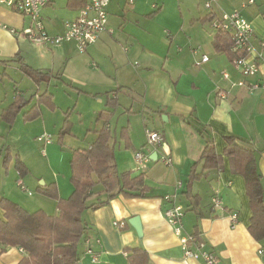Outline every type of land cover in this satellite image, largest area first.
<instances>
[{"label":"crops","instance_id":"1","mask_svg":"<svg viewBox=\"0 0 264 264\" xmlns=\"http://www.w3.org/2000/svg\"><path fill=\"white\" fill-rule=\"evenodd\" d=\"M78 1L82 0L66 3L74 15L58 12L56 0L41 10L51 35L62 33L64 22L78 15L81 7ZM248 1L220 0L213 10L217 15L240 11L251 21L254 49L245 56L258 62L259 71L249 77L243 76L235 66L236 58L231 60L226 53L215 49L217 31L206 19L210 11L205 8L204 0H185L182 20L168 25V31H163L157 22L162 5L155 4L154 8L152 4L153 10L148 12L144 0L133 3L110 0L106 30L84 53L79 52L75 41L40 44L0 28V84L9 77L10 67L19 70L17 63L4 65L2 60L18 54L34 68L62 75V80L52 78L40 85L28 78L36 87L29 86L30 92L18 86H14L12 93L0 90V198H9L30 212L44 210L49 215H58L57 201L38 190L54 184L60 197L68 198L74 190L70 179L72 152L90 148L98 131L108 122L109 145L117 172H131L133 177L143 174V185L148 190L146 197L119 195L105 205L83 211L82 219L90 230L79 247L81 264H129L127 250L134 247L147 251L148 264H199L201 260L185 255L179 236L163 214L167 204L162 198L167 194H176L177 202L186 209L184 231L192 234L197 230L206 247L219 257V264H264V238H255L249 230L253 212L246 180L232 170L225 140L234 137L241 146L254 150L264 200V88L249 89L251 84L264 83L261 47L264 0ZM0 21L24 29L31 19L0 6ZM204 55L209 57L208 61H203ZM240 82L245 85H239ZM43 85L53 94L55 109L40 104L41 114L25 120L23 113L30 107L27 104L12 122L2 117L3 111L19 98L17 95L34 104L36 98L32 97L46 91L41 92ZM60 85L77 96L76 105L65 113L55 100V87ZM69 95H72L70 91ZM79 102L91 104V120L88 115L86 119L88 106L81 103L79 107ZM74 109H79L80 120L87 122L81 133L65 129ZM107 110L108 120L107 116L100 118ZM147 128L161 132L164 144H149L145 139ZM123 129L130 143L123 138ZM113 131L119 139L116 140ZM36 133L37 137L56 133L57 139L53 135V143L49 145L35 143ZM208 139L213 140L218 154L223 156L221 169L204 170L203 161L198 162ZM7 148L12 159L5 168L2 158ZM138 151L149 155V160L137 161ZM164 154L172 157L171 165L161 162ZM17 157L28 169L25 178H20L15 168ZM197 162V171L203 174L191 187V194L197 196L194 200L199 203L194 210L190 206L192 195L187 197L184 190L191 167ZM19 180L26 189L18 185ZM179 182L181 188L177 187ZM215 194L222 208L213 207ZM107 196L104 187L98 185L88 201L105 200ZM232 213L238 214L237 224L231 221ZM3 214L0 209V217ZM134 216L140 217L142 237L129 223ZM115 222H125V226L118 227ZM25 255L18 247L0 243V264H18ZM94 256L97 260H93Z\"/></svg>","mask_w":264,"mask_h":264},{"label":"trees","instance_id":"2","mask_svg":"<svg viewBox=\"0 0 264 264\" xmlns=\"http://www.w3.org/2000/svg\"><path fill=\"white\" fill-rule=\"evenodd\" d=\"M69 0L68 4H71ZM81 7L86 0L78 1ZM80 7V8H81ZM215 15L209 13L206 17L212 20ZM215 49L226 53L231 60L237 58L238 52H232V39L228 33L217 32L214 40ZM4 65L17 63L19 70L34 84L50 82L52 78L62 80L61 74H53L51 71H43L27 64L19 54L12 59L2 60ZM1 77V76H0ZM66 82V81H64ZM73 86L71 83H67ZM17 95L14 103L8 106L2 117L13 121L19 111H22L27 104L28 110L23 113L25 120H31L41 114L40 104H45L55 109L53 94L46 90L41 94H35L34 104L32 101L23 100ZM31 99V100H32ZM110 115V111L102 112V116ZM108 122L98 131V137L90 148H77L72 152L70 161V179L74 190L68 198L59 195L56 185L41 187L38 192L57 201L58 215H49L44 210L30 212L15 201L2 197L0 198V209L3 210V217H0V243L4 246L18 247L26 255L18 264H81L79 247L90 230V226L82 219V213L86 209H96L108 203L112 198L122 195L125 197H146L147 186L143 185L144 176H132L131 172H117L114 165V154L109 145L111 138ZM63 133V131H61ZM122 136L130 143L125 129ZM226 154L231 161L232 170L244 176L247 184V192L251 201L253 216L249 230L257 238H264V200L261 175L256 168L254 150L241 146L234 137H226ZM127 143V144H128ZM129 145V144H128ZM1 159V156H0ZM11 151L7 148L2 166L8 167L11 161ZM203 161V169H221L223 156L218 154L212 139L206 141L198 162ZM197 163L191 167L188 176L187 189L184 194L188 197L191 194V187L194 181L202 177L203 173L197 171ZM15 168L20 178H25L28 169L21 158H16ZM102 185L108 196L105 200H97L89 203L88 199L93 189ZM190 206L196 210L198 206L197 196H191ZM196 243L204 242L199 232L192 233ZM205 243V242H204ZM129 264H148L149 254L141 247L128 249Z\"/></svg>","mask_w":264,"mask_h":264},{"label":"built area","instance_id":"3","mask_svg":"<svg viewBox=\"0 0 264 264\" xmlns=\"http://www.w3.org/2000/svg\"><path fill=\"white\" fill-rule=\"evenodd\" d=\"M53 0H0V6L8 7L22 16L31 19L30 25L24 29H17L13 26L0 21V28L7 30L13 35L24 36L35 43H48L59 45L65 41H75L79 52L87 51L89 45L95 43L101 33L106 30L108 23V5L110 0H86V3L79 9L78 15L64 22V31L57 35H51L44 24L41 17V10L49 5ZM127 3H133L134 0H124ZM220 0H204V6L207 10L215 15L210 21L211 25L217 32H225L231 36L232 50L242 54L235 59V66L240 70L243 76L249 77L256 75L259 71L257 61L250 60L245 54L250 55L254 47L252 43L254 29L251 21H249L240 11L223 12L219 15L214 13V7ZM249 0L248 3H253ZM157 6L154 5V8ZM264 55V41L261 44ZM261 54L259 56H261ZM203 61H208L209 57L204 55ZM228 77L227 74H224ZM239 85H245L240 82ZM264 88L263 82H257L249 85L250 91ZM148 143L154 146L164 144V136L161 132L146 129ZM37 141L49 145L53 143V135L44 133L37 137ZM135 159L139 162L149 160V155L142 151L135 152ZM161 162L167 166L171 165L173 160L170 155H162ZM18 185L26 189L22 180L18 181ZM178 188L182 187V183L177 184ZM32 194L31 192H29ZM167 206L163 210V214L169 224L173 227L174 232L179 236L185 255L188 258L201 260L199 264H219V257L216 253L206 247L204 242L196 243L192 234L184 231V216L186 209L176 200V194H167L163 198ZM212 205L214 208H222L221 200L217 194L212 197ZM233 224H237L239 217L237 213L230 215ZM114 225L124 227L125 222H115ZM89 242V241H88ZM91 252V251H89ZM93 260H97L94 256Z\"/></svg>","mask_w":264,"mask_h":264},{"label":"rangeland","instance_id":"4","mask_svg":"<svg viewBox=\"0 0 264 264\" xmlns=\"http://www.w3.org/2000/svg\"><path fill=\"white\" fill-rule=\"evenodd\" d=\"M147 10H149L148 12H150L151 10H153L152 6L155 4H158L159 6L162 5V13L159 15L157 22L158 24H160L161 28L163 31H168V25H175L176 23L180 22L182 20V13L185 14V10H186V5H185V0H144ZM66 3L67 0H56V10L60 13H64V12H69L70 14L74 15V13H72V11H68L67 7H66ZM153 4V5H152ZM9 77H5L4 78V83L0 84V90H4L3 92H13L14 90V86H18L19 89L23 90L24 92H30V90L28 89L29 86L36 88L34 86V84H32V82L25 77V75H23L19 70L15 69L14 67H10L9 68ZM7 83V84H6ZM46 86L43 85L41 92H43ZM51 90H53V86L51 87ZM68 92L65 91V89L63 88L62 85H60L59 87H55V100L56 103L58 104V107L63 108V113H65L69 108H73L76 103H77V96H76V92H74L73 90H68ZM69 91L72 93V95H69ZM86 99V98H83ZM88 103H91V100H87ZM83 102H79L78 106L80 107V104ZM70 104V105H69ZM85 104V103H83ZM88 106V113L87 111L85 112L86 114V119H87V115L88 118L90 117V120L92 118V107L91 104H85ZM79 109H74L72 110L70 113V118L68 120L67 123V127H65L66 131L72 129L73 131H76L77 133H81L85 130V127L87 125L86 123H83L80 120L79 114H78ZM86 124V125H85ZM73 125V126H72ZM115 127V125H114ZM116 132V131H115ZM113 131V135L115 133ZM146 132V131H145ZM37 133L35 134L34 138H35V143H40L37 141ZM54 135V139L56 141L57 139V134H53ZM116 135V133H115ZM13 136H15V134H13ZM119 135H116V140L119 139L118 137ZM145 136L147 139V135L145 133ZM83 138V137H81ZM119 141V140H118ZM56 145H58V143L55 142ZM65 151L67 152V148H65Z\"/></svg>","mask_w":264,"mask_h":264},{"label":"water","instance_id":"5","mask_svg":"<svg viewBox=\"0 0 264 264\" xmlns=\"http://www.w3.org/2000/svg\"><path fill=\"white\" fill-rule=\"evenodd\" d=\"M154 156H156V158H157V153H155ZM129 223L136 229L139 237H142V235H143V228H142V224H141L140 217L134 216L133 218H131L129 220Z\"/></svg>","mask_w":264,"mask_h":264}]
</instances>
